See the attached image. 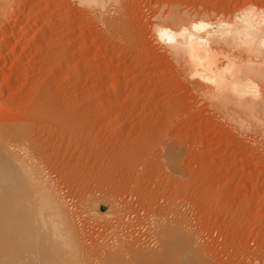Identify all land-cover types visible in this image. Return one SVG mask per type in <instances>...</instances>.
Instances as JSON below:
<instances>
[{
	"label": "rangeland",
	"instance_id": "374dc122",
	"mask_svg": "<svg viewBox=\"0 0 264 264\" xmlns=\"http://www.w3.org/2000/svg\"><path fill=\"white\" fill-rule=\"evenodd\" d=\"M147 1L149 0H123L119 3V5L125 3L124 5L127 6L126 20L129 35L132 36L128 40L131 41L129 43L131 45L126 43L129 46L115 41L101 28L95 27L88 19L85 9L75 4L76 0H29L27 3L23 1L20 6L23 13L19 10L20 13L17 14L23 16L18 17L20 21L17 23H10L7 40L5 36L8 32L0 34V38L2 37L0 43H7L2 49L0 47V123H5L2 122L4 120L6 123L15 120H19L16 123H20L26 120L25 124H29L31 130L36 128L40 130L43 127L41 133L39 130L37 134L34 131L36 136L34 132L31 136L33 135V139L34 137L38 139L34 140L38 141L36 143L39 147H43L41 148L44 149L43 151L48 150V166L54 169L53 177L60 185L62 197H65L67 204L69 203L75 225L80 221L76 225L78 232L82 230L84 236L82 232L80 236L82 235L84 238L82 236L81 238L85 241L88 238V243L91 238V241L94 239L93 243L99 242L100 245L104 242L106 246L105 242L112 244L116 239L124 240L125 236L134 235L133 238H137V242L139 240V245H134L131 249L133 251H130L131 254L127 258L131 257L132 261V258L134 260L137 256L139 259L138 251L141 250L142 254L144 253L143 259L141 254L142 260L148 262L150 257L155 259L154 264H158L161 257L157 252L159 248H156L157 234L153 231V221L159 215L158 212L164 208L170 211H167L169 219L176 217L179 219L180 215L188 212L185 217H180L182 220L186 218V221L180 220L179 226L185 223L186 225L181 224L182 228L189 227L191 238L194 240L197 238L193 243L199 244V247L195 245V250L198 247L201 251L198 249L196 253L199 251L200 254L194 253L202 259L201 263L264 264V145L253 146L247 141L249 138L244 131L240 135L242 130L238 132V128L237 130L235 127H229L216 113L211 112L209 115L210 112L204 109L202 97L195 94L188 80L181 79L180 74L173 68V62L165 56L166 48L162 42L157 43L155 38L159 39L153 31L157 9L158 13L162 10L164 13L172 4H180L185 8L194 6L196 2V6H200V3L203 4L207 0L203 2L202 0H165L166 3L164 0ZM237 1L238 4H235ZM237 1L232 0L231 5L234 3L235 6H232L231 10L243 9L245 0ZM42 6H46V13L40 15L39 20L34 24L30 17L33 18V13ZM27 16L29 20L24 18ZM20 29L26 34L18 35ZM42 30L45 33L39 35ZM71 30L73 33L70 32ZM13 31L19 32L12 33V36L10 32ZM119 51H121L120 55H118ZM20 57L23 65L12 67L11 63ZM191 90L193 93L189 92ZM195 105H199L200 109L202 106L203 111ZM50 107L55 111L52 112L53 116L51 115L54 118L53 122L48 124L43 119H46ZM36 110L37 114H35ZM31 115L36 116L35 119L30 117ZM28 119L33 122L29 121L27 124ZM170 136L180 146H184L182 169L186 175L183 177L177 174L180 178L175 179L178 181L168 179L170 177L166 175L164 162L156 160L158 158L155 157L158 142ZM92 193L106 204L103 203L93 216L89 212L91 214L89 216L83 208L85 200L83 201L82 198L85 197L87 201ZM110 201L116 203L115 206L118 207L117 210L120 209L118 213L121 215L118 217L123 216L122 218L116 220L115 215H112L111 209L114 204ZM165 205H172L171 210L173 211L174 208L177 214L181 211L179 217L170 210V207L165 208ZM162 212L166 213V211ZM188 215L191 217L190 220ZM153 216L155 217L152 218ZM117 236L120 238L118 239ZM151 246L154 247L152 252ZM101 247L96 249L101 250ZM147 248L150 252L144 251ZM103 249L97 251L100 253V260L95 257L98 253L93 254L94 264H98L99 261L102 263V258L105 259L106 255L102 257L105 254ZM101 252H104L103 255ZM106 252L109 254V251ZM134 252L135 255L137 252L136 256ZM154 252H157L154 255L159 259L153 255ZM147 254L148 258H144ZM149 262L151 264V261Z\"/></svg>",
	"mask_w": 264,
	"mask_h": 264
},
{
	"label": "bare ground",
	"instance_id": "6f19581e",
	"mask_svg": "<svg viewBox=\"0 0 264 264\" xmlns=\"http://www.w3.org/2000/svg\"><path fill=\"white\" fill-rule=\"evenodd\" d=\"M23 1L25 3H27L29 0H20V1L19 0H0V34H6L8 31H10L9 25L11 22L17 23L18 21H20L18 19V17L21 18L23 15L17 16V14H18L19 10L21 9L20 6L22 5L21 3ZM122 1L123 0H76L75 4L79 5V7H83V9H85L84 11L87 13L86 15L89 16L88 19L91 21L92 24H94L95 27H98L99 29L101 28L103 30V32H105L107 35L109 34V37L112 39H115V41L117 40L120 43H124L126 46H129V45H131V44H129L131 41L128 42V40L132 36H130L129 35L130 32H128V25H127L128 22L126 20V8H125L127 6L124 5L125 3L123 5H119V3H121ZM149 1H151V0H149ZM149 1H147V2H149ZM141 2H143V1H141ZM151 2H154V1H151ZM167 2H169V1H167ZM201 2H203V0ZM25 3H23V4H25ZM113 3H115V4H113ZM165 3H166V1H165ZM165 3L163 4L164 8L166 6ZM191 3H192V1H191ZM231 3H232V0H230L228 2H226L225 0H207V1H204L203 4L200 3L201 4L200 6H196L197 5V2H196V4L194 6H191V5L187 6L186 5L187 7H185V8L183 7V5H180V4H172V5H169V7L167 6L168 8H167L166 12H164V13H163V10L161 13H158V9H157L156 10L157 11V14H156L157 19L155 18L156 22L153 25V31L160 41L157 40V38H155L154 36L153 37L156 39L157 43L162 42V44L166 48V50L163 49L164 51H166V53L164 52L166 54L165 56L168 57L170 59V61L173 62V65H174L173 68H175L176 72H178L180 74L181 79L185 78L186 80H188L191 83V86L193 88V91H195V94L197 93L198 95H200L202 97V99H203L202 101H204V109H206L208 112H210L209 115L211 114V112L216 113L220 118L225 120L226 124L229 127H235V129L238 128L239 129V130L237 129L238 132L240 130H242L240 132V135L243 134L242 132L244 131L245 132L244 134H247L248 138H249V140H247V139L246 140L249 141L253 146L254 145H256V146L262 145L263 146L264 145V2L262 0H245V5H244L243 9L236 10V11L233 8L232 9L234 11L230 9L232 6H235L234 3H233V5H231ZM112 4H113V8H111ZM160 4H161V2H160ZM235 4H238V1ZM145 7L149 8L148 6H145ZM159 7H160V5H159ZM45 9H46V6L45 7L42 6V8H38V10L35 9V10H37V12L35 11L36 14L34 11H32V12H34L33 13L34 17L32 18V16H31L30 18H31V21L34 22V24L37 20H39L40 15L44 14V12L46 13ZM161 9H162V7H161ZM25 10H26V8H25ZM20 11H22V13H23V10H20ZM68 11H70V10H68ZM152 15H153V13H152ZM41 17H43V16H41ZM15 18H17V19H15ZM24 18L26 20L30 19L29 16L24 17ZM127 19H129V18H127ZM201 23H203L205 25H209V27H206L200 31H197V30L192 28V25L201 24ZM19 26H20V24H19ZM12 27H13V25H12ZM23 27H24V25H23ZM15 28H16V26L13 28V30H15ZM19 28H21V26ZM18 32L13 31V32H10V34L13 36L14 33H18ZM70 32H72V30ZM41 33L43 34V33H45V31L40 32L38 34L40 35ZM19 34L24 35V34H26V32L21 30L18 33V35ZM39 35H36V37H38ZM2 36H5V35H2ZM8 36H9V32L6 34L5 38ZM103 38H104V36H103ZM3 40H5V39H3ZM6 40H7V38H6ZM99 41H101V40H99ZM169 41H171V42H169ZM92 42H93V40H92ZM5 43H0L1 49L7 45V43L6 44ZM126 43L129 45H127ZM156 48H159V47H156ZM22 52H24V51L22 50ZM120 52L121 51H119L118 55H120ZM159 58H160V56H159ZM22 61L23 60L21 59V57L17 58L15 62L11 63L12 67H19V65L21 64ZM21 65H23V64H21ZM99 68H100V66H99ZM4 71H6V70H4ZM9 74H11V73H9ZM179 74L177 76H179ZM180 76H179V78H180ZM111 79H114V78H111ZM141 84H142V82H141ZM8 85H9V83H8ZM191 86H190V88H191ZM114 87L116 88V86H114ZM159 89H161V88H159ZM164 91H166V90H164ZM189 92L191 93L192 90ZM199 97H197V99ZM147 98H148V96H147ZM164 98L162 100H164ZM181 103H182V101H181ZM183 103H184V101H183ZM199 103H201V102L199 101ZM195 104H196V102H195ZM15 105H17V104H15ZM46 106H47V104H46ZM174 106H176V105H174ZM195 106L199 107V105L198 106L195 105ZM36 107H38V106H36ZM166 107H167V105H166ZM178 107H180V106H178ZM52 108L49 110L47 109L49 111V113L45 117L46 119H43V120L47 121L48 124L52 121V119H54V118H52V116H53L52 112H54L55 109L53 110ZM63 109L65 111L66 107ZM199 109H200V107H199ZM200 110H202V106H201ZM4 113H5V111H4ZM37 113H38V111L35 114H37ZM56 113H57V109H56ZM181 113H183V112H181ZM181 113H179V114L181 115ZM32 115L30 117H32ZM168 115H170V114L168 113ZM176 115H178V114H176ZM180 115H178V116H180ZM170 116L172 118V115H170ZM33 117L35 119L36 116H33ZM20 119H21V116H20ZM29 119H28L27 124L30 121ZM18 121L19 120H15L14 122L8 121L9 123L8 122L6 123V121L4 120L2 122H5V123H0V264H94L95 259H92L93 254L98 253V256H95V257L96 258L98 257V260H100V258H101V257L99 258L100 253L97 252L100 249L99 248L96 249V248L101 247V246H103L104 249L101 247L100 251H102V249L105 251L104 255H103L104 252L103 253L101 252L102 253L101 255H103L102 257H104L105 255L108 257L106 258V256H105V259L102 258V260H101L102 263L99 261L98 264L99 263L100 264H147V263H149L150 264L149 261H151V264H152V262L154 264L155 259L149 257L151 259L150 260L148 258V254L146 256L144 255V258H148L149 261L146 262L147 260H145V259H144L145 261L142 260L144 253L142 254L141 250L138 251V256L140 257L139 259L136 256L137 252H136V255H135V252L133 253L136 256V258L134 256V258L136 260L135 259L133 260V258H132V261H131V257L127 258V256L129 254H131L130 251H133L131 249H133L134 245H137L139 243V240H138V242L136 241L137 238L136 239L133 238L134 235L133 236H129V235L125 236L124 240L119 239L120 236L119 237L117 236L119 241H117V239H116V242H112V244H108V242H105L106 246L104 245V242L102 244L100 243V245H99V242H98V244H95L97 242L93 243L94 239H92V241H91V238H89L90 242L88 243L87 242L88 238L86 235H85V238H87V240L85 241V239H83L84 233L82 232V230H81V232L83 233V236L82 235L81 236L83 238H81L80 234H82V233L78 232V228H77L78 226H76L80 221L75 225V222H74L75 218L73 217L74 214H73V216L71 215V210L69 209V207H70L69 203L67 204V201L64 199L65 197H62L60 185L57 184L58 182H56L54 177H53L54 169L52 167L48 166L49 165L48 164L49 162L47 163V157H48L47 151L48 150L47 151L45 150L46 152L43 151L44 149L43 150L41 149L43 147H41V146L39 147V145L37 144L38 141H35L38 139H35V137H34V139H35L34 140L32 137L33 135L31 136V134H33L34 131H36V134H37V131L39 129L36 130L37 129L36 128V129L31 130L32 127H29V124L28 125L25 124L26 120H23V121L21 120L22 122L16 123ZM30 122H33V121L31 120ZM34 123L36 124L35 121H34ZM33 126H35V125H33ZM157 126H158V124H157ZM159 127H161V126H159ZM42 128L40 130H42ZM40 130H39V132H40ZM161 131L163 132V130H161ZM44 133H45V130H44ZM34 134H35V132H34ZM36 134H35V136H36ZM164 134H166V133L164 132ZM40 135H42V134H40ZM163 135H161V136H163ZM165 136H167V135H165ZM244 137H246V136H244ZM162 138H161V140H162ZM42 139H43V137H42ZM79 140H77V141H79ZM249 142H248V144H249ZM158 143H159V146H158ZM158 143L156 145L158 147H156L157 155H155V157L158 158L156 160H159L160 162H164V164L163 163L162 164L166 166L165 169L167 170V174H166L167 177H170V178L173 177V179H170V178H168V179L174 180L175 178H180V177H178L177 174H179V176L182 175L184 177V175H186L184 173V169H182V167H183L182 166L183 165L182 159H183V155H184L183 154L184 149L182 147H184V146H182V145L180 146V144H178V142L176 140H174V138H172L171 136L167 137L166 140L164 139V141L162 140V142L160 141ZM85 145H86V143H85ZM114 145H115V143H114ZM150 154H151V151H150ZM205 154L206 153H204V155ZM151 158H153V157H151ZM154 159H153V161H154ZM150 161H151V159H150ZM153 163H155V162H153ZM157 163H159V162H157ZM109 167H110V165H109ZM181 173H184V174H181ZM81 174H82V172H81ZM176 175H177V177H175ZM175 180L178 181V179H175ZM174 186H172V187H174ZM93 193H95V192H93ZM89 194H90V192H89ZM99 197H100V195H99ZM82 200L83 201L85 200L84 201L85 204L83 205V208L86 210V212L88 214H89V212L92 214V215L89 214V216L90 215L93 216L94 214H96L98 212L99 208L103 205V203H105V202H103L102 199H98L94 194L92 196H90V198H87V201H86L85 197H83ZM112 201H110V202L112 203ZM91 202H92V204H91ZM169 202H171V201H169ZM172 202H174V201H172ZM81 203H83V202H81ZM89 204L91 206H89ZM112 204H114L112 206V209H111V210H113V211H111L112 215L113 214L115 215L116 220L118 218H122L123 216L118 217V215H119L118 211L120 209L117 210L118 207L116 208V206H115L116 203H112ZM167 204H168V202H167ZM85 205H86V207H84ZM166 205H165V208H167V209H169L168 207L172 206V205H170V206H166ZM179 205H181V204L179 203ZM81 207L82 206H80V208ZM174 207L176 208V205ZM177 207L180 208L179 206H177ZM184 207H186V206H184ZM160 208L162 209L161 206H160ZM171 208L172 207H170V210H171ZM84 209H82V210H84ZM163 209H162V211H166V213H164L162 211H159L160 212L159 213L157 211L159 215L157 214L158 215L157 217H155L156 215L152 217V218L155 217L154 221H153L154 222L153 223V231H154V233L157 234L158 240L156 238V243H157L156 248H159V249H157V250H159L157 252H159V256L161 257L160 259L157 258V256L154 255L157 252L153 253V255L156 256V258L160 260V262H158L156 259L158 264H200L202 262V259H200L198 257L199 255L195 256L196 251L198 249L200 250V248H198L199 244L196 245L195 243H193L194 241L196 242L197 238L195 240L191 238V236L189 234L190 233L189 227L185 226V229L182 228L183 226H181V224L186 225L185 223L180 224L181 228L179 226L180 220H181V222L186 221L185 220L186 218H184V217H185L186 213L188 214V212H186L184 215H180V217L184 216L183 217L184 221H183L178 216V214L181 211L178 212V214H177V212L175 213L174 208H173V211L172 210L171 211L173 213H175L176 216L179 217V219L176 217V218H173L174 219L173 220L172 218H170V219L168 218L169 215L167 214L168 213L167 211H169V210H165V209L163 210ZM181 210H182V208H181ZM184 210H186V209L184 208ZM80 212H82L83 214L85 213V211L84 212L79 211V213ZM107 212H108V210H107ZM107 212H105V213L108 214ZM87 213H86V215H87ZM152 213L154 214V212H152ZM169 214H171V213H169ZM89 216H88V218H89ZM119 216H121V215H119ZM172 217H173V214H172ZM188 217H189V215H188ZM73 218H74V220H73ZM86 218H87V216H86ZM190 218L191 217H189L188 219L190 220ZM92 219H90V220H92ZM120 220H122V219H120ZM176 224L179 226V228ZM189 224H190V222H189ZM191 226H193V225H191ZM115 227H117V226H115ZM130 228L131 227L129 226L128 229H130ZM134 229H135V227H134ZM178 230H181V232ZM85 231H86V228H85ZM194 231H195V229H194ZM123 233H121V234H123ZM178 233H180V234L178 235ZM176 234H177V236H176ZM125 235H126V233H125ZM197 236L198 235H196V237ZM107 237H108V235H107ZM154 241H155V239H154ZM140 242H141V240H140ZM198 242H200V241H198ZM208 244H209V242H208ZM195 245L198 246L196 248L197 250H195ZM200 245H201V243H200ZM140 246L142 249V244ZM152 247L153 246L150 247L151 252H152ZM135 250H136V248H135ZM146 250H147V252H150V249L147 248L144 251H146ZM106 251H109V254ZM139 252H141V253L139 254ZM198 253H199V251H198ZM198 253H196V254H198ZM141 254H142V259H141ZM153 255L151 254V257H153ZM98 260H96V263ZM204 261H205V258H204ZM201 264H203V263H201Z\"/></svg>",
	"mask_w": 264,
	"mask_h": 264
},
{
	"label": "snow or ice",
	"instance_id": "6c2138e0",
	"mask_svg": "<svg viewBox=\"0 0 264 264\" xmlns=\"http://www.w3.org/2000/svg\"><path fill=\"white\" fill-rule=\"evenodd\" d=\"M206 27H209V25H205L203 23L192 25V28L195 29V30H197V31L203 30ZM169 42H171V41H169Z\"/></svg>",
	"mask_w": 264,
	"mask_h": 264
},
{
	"label": "water",
	"instance_id": "95a60500",
	"mask_svg": "<svg viewBox=\"0 0 264 264\" xmlns=\"http://www.w3.org/2000/svg\"><path fill=\"white\" fill-rule=\"evenodd\" d=\"M102 210L104 211V208H102Z\"/></svg>",
	"mask_w": 264,
	"mask_h": 264
}]
</instances>
